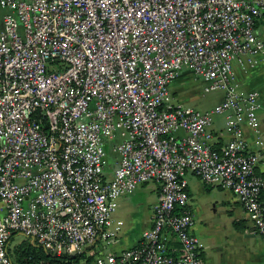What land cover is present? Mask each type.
Returning a JSON list of instances; mask_svg holds the SVG:
<instances>
[{"label": "built area", "instance_id": "obj_1", "mask_svg": "<svg viewBox=\"0 0 264 264\" xmlns=\"http://www.w3.org/2000/svg\"><path fill=\"white\" fill-rule=\"evenodd\" d=\"M263 14L264 0H0V264H14L15 234L92 264H203L188 173L232 190L264 240L261 95L242 92L235 70L264 59ZM186 68L223 99L175 103ZM220 114L231 136L218 148ZM116 137L108 177L104 145ZM150 181L160 195L140 241L98 250L121 232L119 199Z\"/></svg>", "mask_w": 264, "mask_h": 264}, {"label": "crops", "instance_id": "obj_2", "mask_svg": "<svg viewBox=\"0 0 264 264\" xmlns=\"http://www.w3.org/2000/svg\"><path fill=\"white\" fill-rule=\"evenodd\" d=\"M255 29L264 40L262 16L257 19ZM235 70L242 92H260L262 106L259 115L264 135V59L257 67L248 71L236 63ZM187 79L203 87L202 80L186 68L172 83L173 95L187 88ZM223 97L224 93L221 92L214 105ZM244 130L251 150H255L256 133L245 124ZM213 131L217 136L216 146L220 148L225 145L231 136L225 115L216 116ZM184 134L179 133L180 136ZM115 169L116 164L111 173L108 171L110 175L107 173V176L112 177ZM257 172L264 177V161L258 165ZM187 180L190 207L196 217L193 230L204 245L203 264H264V240L255 231L251 217L237 195L230 189L206 184L194 173H188ZM160 188L158 181H150L140 185L133 194L122 196L114 213L117 222L121 224V232L109 245L99 241L96 248L101 251L120 252L136 245L143 231L152 225L153 207L159 199ZM168 237L172 249L177 248L174 252L178 253L180 244L177 237L172 233H168Z\"/></svg>", "mask_w": 264, "mask_h": 264}, {"label": "rangeland", "instance_id": "obj_3", "mask_svg": "<svg viewBox=\"0 0 264 264\" xmlns=\"http://www.w3.org/2000/svg\"><path fill=\"white\" fill-rule=\"evenodd\" d=\"M186 85H187L186 89H184L180 92L178 91L177 93H175L174 99H173V101L175 103H182V104H186L189 106H194V107L203 109L206 107L213 106L214 103L221 96L220 91L204 93L202 85H200V84L197 85V84L193 83V81L190 79H187ZM118 142H120V137H116L115 139L107 140L105 142L104 148L106 150L105 162H106L107 173H108V171L110 173L112 172V170H113V168H114V166L118 160V153L116 152V150L114 148V146ZM110 173H108V174L110 175ZM120 221H121V219H120ZM25 239H27V238L21 234H15L14 235V237L10 243L11 254H12L13 258H14V254H13L14 248L17 245L23 243Z\"/></svg>", "mask_w": 264, "mask_h": 264}, {"label": "trees", "instance_id": "obj_4", "mask_svg": "<svg viewBox=\"0 0 264 264\" xmlns=\"http://www.w3.org/2000/svg\"><path fill=\"white\" fill-rule=\"evenodd\" d=\"M262 17L264 19V14ZM9 251L12 256L11 247ZM13 254L15 258L12 256L14 264H92L94 260V255H89L87 252L76 255L55 256L33 243L29 238L17 245Z\"/></svg>", "mask_w": 264, "mask_h": 264}]
</instances>
